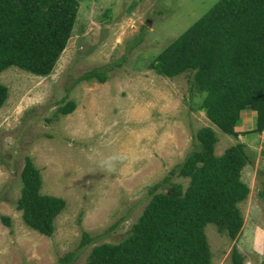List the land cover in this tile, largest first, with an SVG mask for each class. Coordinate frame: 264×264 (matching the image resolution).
Instances as JSON below:
<instances>
[{
	"label": "rangeland",
	"instance_id": "1",
	"mask_svg": "<svg viewBox=\"0 0 264 264\" xmlns=\"http://www.w3.org/2000/svg\"><path fill=\"white\" fill-rule=\"evenodd\" d=\"M215 0H77L63 49L46 74L15 65L0 70L7 94L0 105V264H82L93 244L121 239L159 180L191 148L196 128L216 134L214 153L239 143L245 156L240 178L248 186L237 201L241 223L232 237L206 222L211 264H264V125L251 117L220 130L189 90L190 70L173 76L149 66L155 54ZM107 63L108 77L76 81L84 69ZM74 108L54 117L57 105ZM38 168L40 191L64 206L50 234L27 226L14 203L24 155ZM111 161L113 171L102 165ZM182 187L188 177L172 174ZM163 189L169 190L168 183ZM8 218V224L1 216ZM90 240L79 246L81 232Z\"/></svg>",
	"mask_w": 264,
	"mask_h": 264
},
{
	"label": "trees",
	"instance_id": "2",
	"mask_svg": "<svg viewBox=\"0 0 264 264\" xmlns=\"http://www.w3.org/2000/svg\"><path fill=\"white\" fill-rule=\"evenodd\" d=\"M77 0H0V70L15 65L35 74L52 68L70 34ZM155 72L173 76L190 70L189 90L202 93L199 107L220 130L235 133L240 111L254 110L253 129L264 125V0H215L202 14L162 47L149 62ZM107 63L82 70L75 80L104 81ZM7 94L0 83V105ZM75 106L73 99L57 105L58 113ZM217 137L209 125L195 129L191 148L156 181L126 234L115 242L93 244L82 264H211L203 232L214 223L232 237L241 223L237 201L248 186L240 178L245 156L239 143L214 153ZM172 174L188 177L182 187ZM15 207L23 222L50 234L63 197L40 191L38 168L24 155ZM168 183L170 192H164ZM264 194V188L260 191ZM8 224V218L1 216ZM90 240L81 232L79 246ZM73 251L58 256L67 264ZM233 263L238 254L233 249Z\"/></svg>",
	"mask_w": 264,
	"mask_h": 264
},
{
	"label": "crops",
	"instance_id": "3",
	"mask_svg": "<svg viewBox=\"0 0 264 264\" xmlns=\"http://www.w3.org/2000/svg\"><path fill=\"white\" fill-rule=\"evenodd\" d=\"M245 115H247L248 117H251L252 119V124H254V110L250 109V108H244L240 111V114H239V118H238V121L236 122V125L237 124H243V122H245V118L244 117ZM235 125V126H236ZM234 126V127H235Z\"/></svg>",
	"mask_w": 264,
	"mask_h": 264
},
{
	"label": "clouds",
	"instance_id": "4",
	"mask_svg": "<svg viewBox=\"0 0 264 264\" xmlns=\"http://www.w3.org/2000/svg\"><path fill=\"white\" fill-rule=\"evenodd\" d=\"M102 167H104L105 170L108 171V172L113 171V164H112L111 161L106 162L104 165H102Z\"/></svg>",
	"mask_w": 264,
	"mask_h": 264
},
{
	"label": "water",
	"instance_id": "5",
	"mask_svg": "<svg viewBox=\"0 0 264 264\" xmlns=\"http://www.w3.org/2000/svg\"><path fill=\"white\" fill-rule=\"evenodd\" d=\"M164 190V192H170V190H166V189H163Z\"/></svg>",
	"mask_w": 264,
	"mask_h": 264
}]
</instances>
